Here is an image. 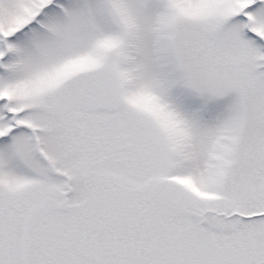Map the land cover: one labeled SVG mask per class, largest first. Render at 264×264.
Returning <instances> with one entry per match:
<instances>
[{
	"label": "snow or ice",
	"instance_id": "obj_1",
	"mask_svg": "<svg viewBox=\"0 0 264 264\" xmlns=\"http://www.w3.org/2000/svg\"><path fill=\"white\" fill-rule=\"evenodd\" d=\"M0 264H264V0H0Z\"/></svg>",
	"mask_w": 264,
	"mask_h": 264
}]
</instances>
